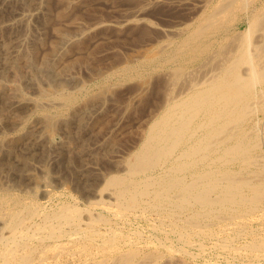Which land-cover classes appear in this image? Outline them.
I'll return each instance as SVG.
<instances>
[{"label":"bare ground","instance_id":"6f19581e","mask_svg":"<svg viewBox=\"0 0 264 264\" xmlns=\"http://www.w3.org/2000/svg\"><path fill=\"white\" fill-rule=\"evenodd\" d=\"M56 1L60 4L59 5L60 7L59 10L55 9L56 10L55 11L54 0H0V45L5 50L3 56H1L0 58V76H2L0 79V101H1L0 173L4 170H7L8 172L10 171V173L13 172L16 175H18L19 180L20 179L22 180L25 177L31 178L32 174L30 173L33 172L31 171L33 170V168L32 169L30 168L31 171L30 173L27 172L26 165L31 161L27 163L26 157L28 156L19 153L17 151L18 147L25 146V147H29V149H32L30 147H35L39 145L44 147L52 146L54 145L53 140L58 130L61 131L65 130L64 132L67 131L66 133H69L72 127L76 125L78 128H81L82 131V128L84 129L86 127L88 128L90 122L95 118H97V115L102 113L103 109L106 108L105 107L106 105L109 106L107 104V100L109 98V95L111 96V89L110 86L107 85V81L110 78L109 73L110 74L112 73L111 72L112 69H110L111 65L109 66L110 68L107 67V71H102V69L104 68L100 69L101 66L100 68H98L99 70L97 69V71L94 70V68H92L96 72L95 74H98V76H103V74L104 75L107 74V76L103 79V82L101 81L102 90L99 89V91L101 92L98 93L96 91L97 93L95 94L94 92L91 94L89 93L87 94L85 93L86 92L85 91L84 96L81 98L80 95H78L79 93L76 94L73 93L72 90H71L72 92L67 90V85H68L67 79H69L68 76L75 79L76 74L74 75L71 72L74 71L73 68L74 66L76 67L77 62L78 63L84 62L88 66L90 65V61H92L90 59L92 58L91 54H90L91 57L89 58L90 60L88 59V56L83 57L80 54L86 50L88 41L91 39V38L89 39V37H91L93 32L95 31L97 32V30L100 29H104V30L116 29L117 31L126 28H131L133 26H143L142 28H144L145 31H151V32L153 31V33L154 32L160 33L161 36L164 35V38L165 35H170V36L171 34L172 36L179 35V33L181 32V28L174 27L173 26L174 24L168 27H163V26L159 27L158 24L153 22V20L146 17L145 10L148 9L146 8V4L148 0H138L136 5L132 7L133 8L132 12L130 11L131 14L129 13L130 15L125 16L121 20H117V21L112 20L113 22L96 20L94 23H92L90 26L86 28H81L80 22H78L75 16L76 13L75 9L80 3L84 5L85 2L83 3L82 1H88L90 4L89 0H56ZM160 1L164 3H168L171 6L175 4H178V6H180L183 5L184 3H187L188 5V3H190L191 11L189 12L190 14L188 18L193 21L190 24L193 26L192 30L190 32L188 31L189 33L187 35H184V37H182L181 40L178 39V42L173 43L174 44L173 47L165 48V49L163 48L159 50L156 47L157 51L152 55L149 54H148L149 56H146L147 54L143 55L144 58L142 57L143 61L140 68H137L134 65L132 66V64L130 65L128 63L126 65L123 63L125 66L121 63L122 64L121 66L123 67L120 68L124 76H126V78L133 76L136 77L137 75L138 78L141 76L140 79L142 80V82H145V78L149 75V74L146 75L147 71L149 72V70L153 71L154 69H159L160 66L162 67L170 66L168 64L171 63L172 65V62H175L176 67L173 68L174 70L171 71L172 74L169 75V77L171 78L170 80H173L171 82L175 83V81L180 80L182 83L183 80L181 79H184L185 81L183 85H181V87L179 86V84L177 85L180 87L178 91L176 90L178 92L177 94L176 91L173 90L175 91L176 96H174L175 95L174 94L173 96L175 98H171V99H168L170 95L167 94V92H171V91L166 90V88L163 89V86H161V88L164 90L163 91L164 94L169 95L166 96L167 98L163 99L165 100V102L163 104L164 106H162L163 107L162 112L156 117L152 116L153 118L151 119V122L147 125L146 129L143 130V132L141 131L142 132L140 136L141 139L138 145H135L136 148L132 152V154L130 153L131 154V156L129 155L130 157L129 156L128 158L123 157L122 159V155H120L121 156L120 159L115 158L114 161L117 160L116 161L118 162L117 164L123 166L124 172L117 174L112 173L111 175L109 172V174H106L107 176L108 175L110 176H108L105 179V182L103 181L104 185H102L101 188H98L97 190L100 192L99 199L98 200L96 199V201L94 202L91 201L92 200L91 198V200L89 201L91 203H94V205L97 207L100 205L103 209H106V211L107 210L113 211L112 213L115 214V219L116 217L125 218V215L127 213L130 214V211H136V210L140 211L141 214L140 213L139 214L140 216H143V218L144 216H146L147 212L150 211L154 212L155 214H157V218L161 222L160 226L167 224L173 225V230L177 231V233L180 235V237L183 240H187V241L190 240V242L192 239H189V237H191L190 235L192 234V232L195 231L198 232V234L200 233L209 234L210 237V234H213L211 223L218 220L219 222L221 221L222 224L223 221L224 225H222V231L224 232L226 231L227 236L223 237L221 240L222 247H229L232 249H236L237 251H240L244 247L248 249L250 252L252 253L254 252L257 256H259L258 253L261 252V250H264V237H261V235L259 236L256 234L254 235V237H252V240L247 242L245 246L241 248L239 246L235 247L234 245H232L231 236L236 232L238 233L240 232L243 234V231L245 229L247 230L248 224L246 222L249 219H251L250 217L248 219L247 217L249 216L248 214L259 211L261 213V217H260L261 220H264V210H263L264 208L262 209V206L264 205V173H263L264 170L262 171L263 174L262 176L258 172L251 170L248 167L255 162H260L259 157L254 155V151L256 150V148H259L258 146H260L262 143L264 144V139L262 140V138H259V136H257V134H259L256 133L258 129L257 131L253 129L256 132L253 130H252L253 132H251L250 129L252 128L249 129L247 128V123L250 120L249 119L250 115L253 114V112L256 111V109H258L257 108L258 105L256 107V104H259V107L260 106L264 107V44L261 43V40H259V38H257L258 36L264 33L258 32L260 35L256 33L257 37L254 38L255 31L257 30L262 31V27L264 28V19L261 18L259 14L261 11L257 13L258 10L252 6L254 9H252L251 14H246V11L251 6L252 0H160ZM123 2L125 1L123 0ZM155 2L156 4L158 3L159 5V2L157 1ZM26 5L28 6L32 5V7L35 6L34 8H36L37 10L32 12L31 11L27 12ZM79 6L81 7V5ZM262 8L259 9L262 10ZM34 16H40L42 18L41 20H43V23L51 28L52 39L50 40L47 37L50 41L49 44L43 45L44 43L40 40L41 38L35 40L31 38L32 40L31 45L28 44L25 47L23 46L21 49L13 48L15 44H12L14 41L12 43L10 42L11 37L15 36L16 38H20L22 36H25L27 34L26 33L27 28L23 29V27L25 24L28 23L29 19H32ZM82 16H79V18H82ZM172 17L174 16H171V18ZM54 18L56 19L55 21L57 22L55 23V21H53L54 22L53 25L50 26L49 24L51 20ZM101 18L103 17L101 16ZM36 19L39 18L36 17ZM244 24L246 25L243 27ZM49 30L50 29H48V31ZM71 31L72 33H70ZM150 34L151 36H153L152 33ZM145 36L147 37V35ZM174 37L175 36H173L172 38L174 39ZM23 38H20L19 40L21 39L23 40ZM160 38L162 37H159L157 39ZM148 40L149 39H147L146 41ZM156 41L158 42V40ZM21 42L19 41V44ZM145 43L143 44L145 45ZM149 43L155 45L154 44L155 42H149ZM164 43L161 44L164 46L167 45ZM89 51H91V49ZM140 53L139 54L142 55V52ZM77 55H80V57ZM99 59H103V57ZM213 62L215 64H213ZM91 65L93 64L91 63ZM192 66L196 68L197 71L195 69L194 70L191 69ZM108 68L110 69V71L108 70ZM188 68H190L193 72L190 69L188 70ZM24 72H28V74H30L27 77L29 80L28 86H31L32 88H36V92H38L36 98H33L32 97L33 95L28 96V94H26L27 92L25 93L23 91L24 89L22 90L20 86L21 82H23L22 80H25ZM165 73H167V70L165 71ZM7 74L11 75L10 76L11 78L9 77L10 80L7 79ZM117 74H121V72ZM89 76H90L89 78H94V74ZM39 77H41V79L42 77H44L45 79L50 80L49 82L53 84L50 87L48 85H47L48 87H42L38 84L40 83V81L38 82ZM4 78H6V80L9 81L5 82ZM80 78L81 77H79L78 80ZM148 78L150 79L151 76ZM148 78L146 79L147 81L149 80ZM134 79L136 80V78ZM164 80L166 81V79ZM128 82H131V79ZM128 82H126V84ZM76 83L78 84V82ZM134 84L136 83L134 82ZM260 84L263 85L261 92H259L256 89L257 85ZM145 85L147 87V83H145ZM165 86H169V85H165ZM113 87H115V84ZM137 87L135 86L133 89ZM149 87L151 88V86ZM87 88L88 89L86 90H89V87ZM161 88L159 90H161ZM82 89H80L79 91H81ZM165 90L167 92H165ZM116 91L117 90H115L114 92ZM140 92L142 93V91ZM132 94L133 93H131V95ZM138 94L133 95L135 97V100L141 98L140 96L142 95L139 96ZM147 94H148V90H147ZM128 98L129 97H127V99ZM129 100H131V98ZM159 107L161 106L159 105ZM154 109L157 108L155 107ZM26 111H30L27 112L28 116L29 113L31 114L29 118L20 116L21 113H24ZM262 111H264V109ZM33 114L35 115L34 117ZM117 114H115L116 119H117ZM30 117L32 118L30 119ZM145 121L148 120L146 119ZM257 123L258 121L255 120L254 124L256 125ZM92 125L95 126L94 124ZM14 126H18V127L20 126V129L17 130L16 128L17 132L14 131L16 133H11L10 135L7 133L8 135L2 136V133L5 130H7L8 127L13 128ZM258 126H256V128H258ZM95 128L97 127H94V129ZM13 129L15 130V128ZM11 132L13 131L11 130ZM80 138L82 140V137ZM111 139L113 141L115 140L113 138ZM108 141H106V143H109ZM71 142L72 141H70V143ZM70 143L68 144L66 143V145H70ZM110 143L117 144V142H113V143L110 142ZM56 145L57 144H55V147L53 146L54 147L53 149L57 147ZM73 147H71V149ZM81 147L83 148L85 146H81ZM82 148L80 150H82ZM47 150H49V148ZM72 150L74 151L77 149L75 148ZM72 150L71 152L70 151L69 152L71 154H74ZM62 151H64L65 153L66 150H62ZM112 151L113 150L110 151V154L114 152ZM42 152H44V150H42ZM75 153H77V151ZM12 155L20 158L24 162L23 165L17 167L15 164H12V162H9V158L10 157L12 158ZM60 155L58 157H60ZM88 156L87 158H89ZM41 157L42 156H40V158ZM261 157L262 156H260V158ZM29 158L30 157H28V159ZM78 158H80V156ZM81 158H85V157L83 156ZM111 158L112 157H110V159ZM36 159L38 158L36 157ZM75 159H71V160L72 161L74 160L75 162ZM84 161L82 164H84ZM236 162L239 163L238 169L233 168V166L230 167L232 163H236ZM70 163L72 164V162ZM27 166H29V164ZM57 167L60 168V166ZM77 168H79V166ZM262 168H264V166ZM42 169L44 168H41V170ZM45 171H47L46 168ZM96 174H100V173H96ZM44 175L46 176L47 173L42 174V176ZM87 176L90 177L89 174ZM34 177L36 176H33V178ZM48 177H46V179ZM39 178L36 180L37 182ZM98 179L100 180V176ZM80 180H82V178L81 179L79 178V181ZM33 181L34 183L36 182L35 179ZM29 182L30 181H28V183ZM88 183L89 182H87V184ZM7 184L8 183L6 182V185ZM83 184L80 185L82 186ZM30 185H32V183H30ZM30 185H25V186L28 187ZM93 185L95 184H92V186ZM8 186L10 187V185ZM8 186L5 188H8ZM16 186H18V184ZM89 186L91 185L89 184ZM94 187H92V189ZM89 189H91V187H89ZM11 190L12 188L10 190H5L0 185V264H146V260H140L141 258L138 260L139 257L138 255H140L139 254L140 250L137 246V243L136 245L133 243L132 237L129 235L130 236L129 239L126 240L124 236L126 233L123 234V232L122 233L120 232V229L114 228L113 222L108 220L105 217L106 215L103 216L104 214L99 213L97 211H96L97 215L96 214L94 215L92 209H91L92 211L89 212L90 206L88 207L87 213H85L86 211H84L85 213L84 215H83L84 209L81 208L82 206L79 207L74 205L73 203L72 205L71 203L70 205L65 203L64 206L61 203V207H59V209L54 211L52 210V212L48 211L47 213L45 212L43 213L40 209L41 202L39 203V201L34 196H31L32 194L24 196L21 195L22 193L18 194V192L16 193ZM50 190L53 189L51 188ZM50 190H47V193ZM37 191L36 193H34L35 195L39 193ZM105 191H108L114 200L112 199L111 201L110 198H108V200L110 201H106L107 199L103 197ZM28 192H26V194ZM98 193L95 194L97 195ZM70 196L72 195L70 194ZM74 201H76V199ZM88 204L90 205V203ZM43 207H45V204L43 205ZM230 210L231 211L234 210L235 211L234 214L230 213L231 214V215L229 214L230 216L226 215L227 217L226 216L223 217V215H225L226 213L228 214ZM38 216L40 220H37ZM126 216L128 217V215ZM152 222H154V220H152ZM118 223L117 225L120 226ZM128 223L130 222L128 221ZM159 224L160 223L156 225L158 226ZM123 225L121 224L122 228ZM156 227L154 228V231L157 230ZM160 229L162 228L160 227ZM127 231L133 232L130 231L128 227H127ZM166 236L167 235L165 234V237ZM240 236L241 235H239V237ZM154 237L156 238V236ZM239 237L237 236L236 238L239 239ZM137 242H139L138 238H137ZM127 243L131 245L129 247L126 246V248H124L122 245L123 244L125 245ZM148 244L149 243H147V245ZM143 247L144 246H142V248ZM178 247L181 248V246ZM144 248H146V246ZM182 248L186 249L185 246ZM188 248L189 247H187L186 250H188ZM177 250H175L176 253ZM152 253L154 257V252ZM163 253L165 254V252ZM146 256L147 255H145L144 257L146 258ZM156 256H159V254H155V257ZM160 258L162 260L163 257ZM155 260L157 259L155 258ZM187 262L190 263L191 261H187ZM190 264H192V262Z\"/></svg>","mask_w":264,"mask_h":264},{"label":"rangeland","instance_id":"374dc122","mask_svg":"<svg viewBox=\"0 0 264 264\" xmlns=\"http://www.w3.org/2000/svg\"><path fill=\"white\" fill-rule=\"evenodd\" d=\"M90 1V4H89V2L88 1H82L83 3H84V5L82 4V3H80L79 5H81V7L78 5L77 7H76V9H75V11H76V13H75V16H76V19L78 20V22H80V26H81V28H86V27H88V26H90L92 23H94L96 20H104V21H107V22H113V21H117V20H121V19H123L125 16H127V15H130L131 14V12H132V7L133 6H135L136 5V3L138 2V0H124L125 2H123V0H107V1H102V0H89ZM93 1V2H92ZM117 1V2H116ZM135 1V2H134ZM149 1H150V3H149ZM152 1V2H151ZM155 1H157V2H159L160 0H155ZM154 0H148L147 1V4H146V8H148L147 10H145V16L146 17H148V18H150L151 20H153V22L154 23H156V24H158V26L160 27H168V26H170V25H173L174 27H178V28H181V32L179 33V35H173V36H175L174 37V39L172 38L173 36H172V34H171V36L170 35H165V38H164V35H160V33H153V31L151 32V31H145V29L144 28H142L143 26H133V27H131V28H126V29H123V30H117L116 31V29H107V30H104V29H100V30H97V32L95 31V32H93V34L91 35V37H89V41L91 42H89L88 41V44H87V47H86V50H87V48H88V50L86 51H84L83 53H81L80 55L81 56H83V57H87L88 56V59L92 56V58H90L92 61H90V65H86V63H82V62H77V65H76V67L74 66V71L73 72H71L72 74H76L75 75V79L74 78H71L70 76H68L69 77V79H67V90L68 91H70V92H72L73 91V93H76V94H78V95H80V97L82 98L83 96H84V94L85 93H89V94H91V93H93L94 92V94L95 93H99V92H101V91H99V89L100 90H102V82H103V79L107 76V74H103V76H98V74H95L96 72L94 71V70H96L97 71V69L98 68H100V66H101V68L100 69H102V68H104V69H102V71H107V67H109L110 65V69H112L111 70V74L109 73V75H110V78L108 79V81H107V85L108 86H110V89H111V96L109 95V98H108V100H107V104L109 105V106H105L106 108L105 109H103V111H102V113H100L99 115H97V118H95L94 120H92L91 122H92V124H94L95 126H93L92 124H91V122H90V124H89V126H88V128L86 129V131H85V129L84 128H82V131H81V128H78L76 125L74 126V127H72V129L70 130V132L69 133H66V132H64L65 130H58L57 131V133H56V135H55V138H54V140H53V143H54V145H52V146H46V147H44V146H41V145H39V146H35V147H30V148H32V149H29V147H25V146H20V147H18L17 148V151L19 152V153H21V154H25L26 156H28V157H30L29 159H28V157H26L27 158V163L29 162V161H31L30 163H28L29 164V166H27L26 165V170H27V172H31V171H33L32 173H30V174H32L31 176V178H24V179H20L19 180V177H18V175H16L15 173H13V172H11L10 173V171L8 172L7 170H4V171H2L1 173H0V181H3V182H0V185L2 186V188H4L5 190H10L11 188H12V190L11 191H14V192H18V194H21V195H24V196H26V195H30V194H32L31 196H34L38 201H39V203H40V209H41V211L44 213H47L48 211L49 212H52V210L54 211V210H57V209H59V207H61V203H62V205L64 206V204L66 203V204H69L70 205V203H71V205H72V203L74 204V205H76V206H79V207H81L82 209H84L83 210V215L85 214V213H87V210H88V207H89V212H91L92 210V212H93V214L95 215H97V212H99V213H102V214H104L103 216H105L108 220H110V221H112L113 222V226H114V228H118V229H120V232L122 233L123 232V234H125L124 236H125V238H126V240H128L129 239V237L131 236L132 237V239H133V243L136 245V243H137V246H138V248H139V254L140 255H138L139 257H138V260L140 259V260H146V264L148 263H151V264H161V263H163V264H166V263H168V264H176L177 262H179V263H177V264H182V262H183V264L186 262V263H188V264H190L191 262H192V264H264V250H261V252H259L258 253V255L259 256H257L254 252L252 253V252H250L248 249H246V248H244L243 246H245V244L247 243V242H249L250 240H252V237H254V235H261V237H264V220H261V213L259 212V211H257V212H255V213H251V214H248L249 216H247L248 217V219H249V217L251 218V219H247L248 221L246 222L247 224H248V226H247V230L245 229L244 231H243V234L242 233H238V232H236L235 234H232V236H231V241H232V245H234L235 247L237 246H239V247H243L240 251H237L236 249H232V248H229V247H222L221 246V240H222V238L223 237H225V236H227L226 234H227V232L225 233L224 231H222V225H224V222L222 221V224H221V221L219 222L218 220L217 221H215V222H212L211 224H212V229H213V234H210V237H209V234H203V233H200V234H202V235H200V234H198V232H192V234L190 235L191 237H189V239H192L191 240V242H190V240L189 241H187V240H183L181 237H180V235L177 233V231H175V230H173V225H169V224H167V225H163V226H160L161 225V222L159 221V219L157 218V214H155L154 212H147L146 213V216H144V218H143V216H140V214H141V212L140 211H138V210H136V211H130V214L129 213H127L126 215H128V217L125 215V218L123 217V218H117L116 217V219H115V214L114 213H112L113 211H110V210H107L106 211V209H103L100 205L97 207V206H95L94 205V203H91L89 200H91V198H92V200L91 201H96V199L98 200L99 199V194H100V192L99 191H97L98 190V188H101V186L102 185H104V182H105V179L108 177V176H110L112 173L113 174H117V173H123L124 172V170H123V166H121L120 164H117L118 162H116V161H114L115 160V158H118V159H120V155H122V159H123V157H126V158H128V156L130 155L131 156V154H132V152L135 150V145H138V143H139V141H140V136H141V134H142V132H143V130H145L146 129V127H147V125L151 122V119L153 118V117H156V116H158L161 112H162V106H164L163 104H164V102H165V100H163L164 98H167L166 96H169L168 97V99H171V98H175L174 96H176V94L178 93L177 91H178V89H180V87H181V85H183V83H184V79H181V80H183L182 81V83H181V81L179 80V81H175V83L174 82H171V81H173V80H170L171 78L169 77V75H171L172 74V70H174L173 68H175L176 67V63L175 62H172V65H171V63L170 64H168V65H170V66H165V67H162V66H160V68L159 67H157V68H159V69H154L153 71H150L149 70V72L147 71V73H146V75L147 74H149L146 78H145V82H142V80L140 79L141 78V76L138 78V76L136 75V77H127L126 78V76H124V74H123V72L121 71V68L120 67H123V66H121L123 63L126 65L127 63L128 64H132V66L134 65V66H136L137 68H140V66H141V64H142V61H143V59H142V57L144 58V56L143 55H146V56H149V55H152L153 53H155L157 50V48H158V50L159 49H165V48H170V47H173V43H175V42H178V39L179 40H181V38L182 37H184V35H187L191 30H192V25H190L191 24V22H193L191 19H189L188 17H189V12L191 11V5H190V3H188V5H187V3H184L183 5H180V6H178V4H175V5H169L168 3H164V2H161V4H160V2H159V5H158V3L156 4V2H155ZM258 1H260V2H258ZM87 2V3H86ZM127 2V3H126ZM155 2V3H154ZM92 3V4H91ZM130 3H132V4H130ZM260 3H262V4H260ZM88 4V5H87ZM130 4V5H129ZM151 4V5H150ZM156 4V5H155ZM55 5V6H54ZM54 10L55 9H57V10H59V3L56 1V0H54ZM83 5V6H82ZM132 5V6H131ZM163 5V6H162ZM165 5V6H164ZM168 5V6H167ZM259 5V6H258ZM262 5V6H261ZM27 7V12L29 11H36L37 9L36 8H34L35 6H33L32 7V5L29 7L28 5H26ZM56 6H57V8H56ZM90 6V7H89ZM155 6H157V7H155ZM174 6V7H173ZM188 6V7H187ZM254 8H256L257 10V13H259L260 11V16H261V18H263L264 19V0H252V2H251V6L249 7V11L247 10L246 11V14H251V12H252V9H254ZM29 7V8H28ZM165 7V8H164ZM177 7V8H176ZM258 7V8H257ZM263 7V8H262ZM163 8V9H162ZM167 8V9H166ZM172 8H173V10H172ZM176 8V9H175ZM190 8V9H189ZM251 8V9H250ZM259 8H262V10H260ZM29 9V10H28ZM86 9H87V11H86ZM157 9V10H156ZM161 9V10H160ZM179 9V10H178ZM149 10V11H148ZM150 10H152V11H150ZM155 10V11H154ZM169 10V11H168ZM172 10V11H171ZM174 10H176V11H174ZM181 10V11H180ZM56 11V10H55ZM120 11V12H119ZM124 11V12H123ZM125 11H128V12H125ZM131 11V12H130ZM158 11V12H157ZM161 11V12H160ZM178 11H179V14H178ZM184 11V12H183ZM155 14H154V13ZM168 12V13H167ZM174 12H176V13H174ZM181 12V13H180ZM182 12H183V14H182ZM81 13V14H80ZM130 13V14H129ZM171 13V14H170ZM80 14V15H79ZM89 14H91V15H89ZM176 14V15H175ZM178 14V15H177ZM188 16H187V15ZM83 15V16H82ZM84 15H86V16H84ZM96 15V16H95ZM155 15V16H154ZM159 15V16H158ZM169 15H171V16H174V17H172L171 18V16H169ZM183 15V16H182ZM79 16H82V18H79ZM95 16V17H94ZM101 16L103 17V18H101ZM181 18H180V17ZM36 17H38L39 19H36ZM97 17V18H96ZM187 17V18H186ZM193 18H195V17H193ZM33 19H34V21H33ZM42 18L40 17V16H34L32 19H29V21H28V23L27 24H25L24 25V27H23V29H26L27 28V36L25 35V36H22V37H20V36H18V37H20V38H23V37H26V38H23V40H22V42H21V40H19L20 38H16L15 36H12L11 37V40H10V42L12 43L13 41V43L12 44H15L14 45V47L13 48H18V49H21L23 46L25 47V46H27L28 44L29 45H31L32 44V40H31V38H33L34 40L35 39H40L44 44L43 45H48L49 44V39L51 40L52 39V31H51V28L49 27V26H47V25H45L44 23H43V20H41ZM106 19V20H105ZM181 20V22H180V20ZM56 19L54 18V19H52L51 20V22H50V26L51 25H53V21H55ZM113 20V21H112ZM175 20V21H174ZM42 21V22H41ZM57 21H55V23H56ZM33 23V24H32ZM41 23H42V25H44V26H42L41 25ZM69 23V22H68ZM29 24V25H28ZM179 24V25H178ZM187 24V25H186ZM189 24V25H188ZM41 25V26H40ZM83 25V26H82ZM246 24H244L243 25V27L245 26ZM31 26V27H30ZM46 26V27H45ZM65 26V25H64ZM187 26V27H186ZM44 27H45V29H44ZM139 27V28H138ZM262 27V26H261ZM33 28V29H32ZM46 28H48V29H50L49 31H48V29H46ZM135 30H133V29ZM184 28H186V29H184ZM189 28V29H188ZM137 29V30H136ZM188 29V30H187ZM110 30V31H109ZM127 30H129V31H127ZM182 30H184V31H182ZM186 30H187V32H186ZM29 31V32H28ZM48 32V33H46V32ZM106 31H108V32H106ZM133 33H132V32ZM189 31V32H188ZM264 31V28L262 27V31L261 30H257V31H255V33H254V38H256L257 37V34L258 35H260L258 32H262V33H264L263 32ZM40 32V33H39ZM73 32H75V31H73ZM112 32V33H111ZM140 32V33H139ZM143 32H144V34H143ZM42 33H44V34H42ZM70 33H72V31L70 32ZM104 35H103V34ZM111 33V34H110ZM136 33H138V34H136ZM150 33H152V35L153 36H151V34ZM257 33V34H256ZM95 34V35H94ZM119 34V35H118ZM135 34V35H134ZM158 34V35H157ZM44 35V36H43ZM93 35H94V38H93ZM128 35V36H127ZM141 35H144V36H141ZM145 35H147V37L145 36ZM183 35V36H182ZM256 35V36H255ZM263 35L264 34H262V35H260V36H258L257 38H259V40H261V43H263L264 44V38H263ZM29 36V37H28ZM98 36V37H97ZM166 36H169V37H166ZM181 36V37H180ZM28 37V38H27ZM49 39H48V38ZM159 37H162V38H160V39H157V38H159ZM129 38V39H128ZM144 38V39H143ZM152 38V39H151ZM14 39V40H13ZM15 39H18V40H15ZM25 39H26V42H25ZM43 39V40H42ZM48 40V41H46V40ZM142 41H141V40ZM147 39H149L148 41H146ZM153 40V41H151V40ZM158 40V42L156 41V40ZM161 39H162V42H161ZM33 40V41H34ZM95 40V41H94ZM134 40V41H133ZM171 40V41H170ZM19 41L21 42L20 44H19ZM145 41H146V43H145ZM164 41H165V43H164ZM18 42V43H17ZM124 42V43H123ZM131 42V43H130ZM138 42V43H137ZM149 42H155L154 44L155 45H153L152 43H149ZM157 42V43H156ZM163 44H167V45H162L161 43ZM171 42V43H170ZM34 43V42H33ZM97 43V44H96ZM143 43H145V45L143 44ZM169 43V44H168ZM150 44V45H149ZM136 45V46H135ZM143 45V46H142ZM158 45V46H157ZM160 45V46H159ZM34 46V45H33ZM95 46V47H94ZM134 46V47H133ZM20 47V48H19ZM91 47H93V48H91ZM157 47V48H156ZM160 47V48H159ZM12 48V49H13ZM154 48V49H153ZM91 49V51H89ZM97 49V50H96ZM150 49V50H149ZM153 49V50H152ZM90 53H89V52ZM112 51V52H111ZM149 51V52H148ZM0 52H2V53H0V58H1V56H3V54H4V52H5V50L1 47V45H0ZM137 52H142V55H140L139 53H137ZM144 52V53H143ZM95 53V54H94ZM83 54H85V55H83ZM90 54H91V56H90ZM98 54V55H97ZM100 54V55H99ZM116 54V55H115ZM139 54V55H138ZM149 54V55H148ZM76 55V54H75ZM80 55H77V56H79L80 57ZM96 55V56H95ZM105 55H106V57H105ZM108 55V56H107ZM118 55V56H117ZM76 56V57H77ZM95 56V57H94ZM145 56V57H146ZM101 57H103V59H99V58H101ZM96 60H95V59ZM89 59V60H90ZM94 59V60H93ZM99 59V60H98ZM116 61H118V62H116ZM122 61V62H121ZM102 62V63H101ZM120 62V63H119ZM137 62V63H136ZM140 63V65H139V63ZM91 63L93 64V65H91ZM122 63V64H121ZM135 63V64H134ZM94 64H95V66H94ZM106 64V65H105ZM119 64V65H118ZM123 64V65H124ZM175 64V65H174ZM213 64H215L214 62H213ZM116 65V66H115ZM124 65V66H125ZM139 65V66H138ZM98 66V67H97ZM105 66H106V68H105ZM113 67H115V68H113ZM169 67V68H168ZM172 69H171V68ZM92 68H94V70L91 69ZM108 68V70L110 71V69ZM118 68V69H117ZM163 68V69H162ZM165 68V69H164ZM114 69V70H113ZM169 69H171V70H169ZM190 68H188V70H189ZM191 69H195L196 70V68H194L193 66L191 67ZM190 69V70H191ZM77 70V71H76ZM87 70V71H86ZM91 70V71H90ZM99 70V69H98ZM116 70V71H115ZM118 70V71H117ZM167 70V73H165V71ZM114 71V72H113ZM192 71V70H191ZM197 71V70H196ZM89 72V73H88ZM92 72H94V73H92ZM116 72V73H115ZM121 72V74H117V73H120ZM160 72H164L163 74L162 73H160ZM188 72V71H187ZM190 72V71H189ZM193 72V71H192ZM115 73V74H114ZM159 73V74H158ZM196 73H198V72H196ZM24 78H25V80H22L23 82H21V88H22V90L26 93V94H28V96H30V95H33L32 97L33 98H36L37 97V95H38V92H36V88H32L31 86H28L29 84H28V76L30 75V74H28V72H24ZM92 74H94V78H89L90 76L89 75H92ZM84 75V76H83ZM87 75V76H86ZM168 75V76H167ZM11 75L10 74H7V79H9V77H10ZM151 76V78L149 79L148 77H150ZM155 76V77H154ZM162 78H161V77ZM1 77L2 76H0V79H1ZM79 77H81L79 80H78V78ZM121 77V78H120ZM124 77V78H123ZM155 79H154V78ZM167 77V78H166ZM11 78V77H10ZM23 78V79H24ZM134 78H136V80L134 79ZM149 79L148 81L146 80V79ZM82 79V80H81ZM92 79V80H91ZM102 79V80H101ZM130 79H131V82H128V81H130ZM138 79V80H137ZM161 79V80H160ZM164 79H166V81L164 80ZM10 80V79H9ZM8 80V81H9ZM112 80H114V81H112ZM120 80V81H119ZM133 80V81H132ZM135 80V81H134ZM152 80H155V81H152ZM4 81L5 82H8L7 80H6V78H4ZM40 81V83H38L40 86H42V87H50L53 83H51V82H49L50 80H48V79H45L44 77H42V79H41V77H39V79H38V82ZM96 81H97V83H98V85H97V83H96ZM102 81V82H101ZM111 81V82H110ZM118 81V82H117ZM125 83H124V82ZM167 81H170V82H167ZM49 82V83H48ZM76 82H78V84L76 83ZM121 82V83H120ZM122 82H123V84H122ZM126 82H128L127 84H126ZM134 82L136 83V84H134ZM42 83V84H41ZM137 83H139V84H137ZM144 85H143V84ZM145 83H147V87H146V85H145ZM156 83V84H155ZM166 83V84H165ZM181 83V84H180ZM23 84V85H22ZM50 84V85H49ZM70 84V85H69ZM85 84V85H84ZM114 84H115V87H113L114 86ZM118 86H117V85ZM129 84V85H128ZM134 84V85H133ZM149 84V85H148ZM171 84V85H170ZM175 85V86H173V85ZM179 84V86H177ZM48 85V86H47ZM83 85H84V87H83ZM113 85V86H112ZM126 85H128V86H126ZM137 85H138V87H137ZM160 85V86H159ZM165 85H169V86H165ZM25 86V87H24ZM80 86V87H79ZM82 86V87H81ZM99 86V87H98ZM121 88H120V87ZM133 86V87H132ZM137 87V88H135V89H133L134 87ZM149 86H151V88L149 87ZM161 86H163V89L164 88H166V90H169V91H171V92H167L166 90H165V92H167V94H169V95H167V94H164V90L161 88ZM165 86V87H164ZM171 86H172V88H171ZM259 86V87H258ZM28 87V88H27ZM70 87V88H69ZM87 87H89V90H86V89H88ZM116 87H117V89H116ZM125 89H124V88ZM140 87V88H139ZM145 87V88H144ZM150 89H149V88ZM161 88V90H159L160 88ZM31 88V89H30ZM82 89V88H85V89H82L81 91H79L80 89ZM93 88V89H92ZM113 88H114V90H113ZM143 88V89H142ZM157 88H159V89H157ZM171 88V89H170ZM177 88V89H176ZM262 88H263V85L262 84H260V85H257V87H256V89L259 91V92H261L262 91ZM70 89V90H69ZM119 89V90H118ZM122 89V90H121ZM154 89V90H153ZM72 90V91H71ZM75 90H76V92H75ZM115 90H117L116 92H118V93H116V92H114ZM133 90H134V92H133ZM138 90V91H137ZM147 90H148V94H147ZM173 90H177L176 91V94H175V91H173ZM86 91V92H85ZM97 91V92H96ZM140 91H142V93L140 92ZM155 92V93H153V92ZM157 91H160V92H157ZM85 92V93H84ZM113 92V93H112ZM163 92V93H162ZM131 93H133L132 95H131ZM139 93V94H138ZM156 93H159V94H156ZM171 93V94H170ZM120 94V95H119ZM128 94V95H127ZM130 94V95H129ZM136 94H138L139 96L140 95H142V96H140L141 98H139V99H136L135 100V97L133 96V95H136ZM146 94V95H145ZM155 94V95H154ZM175 94V95H174ZM145 95V96H144ZM160 95V96H159ZM163 95H165V96H163ZM174 95V96H173ZM35 96V97H34ZM149 96V97H148ZM163 96V97H162ZM113 97V98H112ZM127 97H129L128 99H127ZM146 97V98H145ZM160 97V98H159ZM122 98V99H121ZM131 98V100H129ZM111 99V100H110ZM133 99V100H132ZM150 99V100H149ZM143 100V101H142ZM158 102H157V101ZM160 100H162V101H160ZM138 101V102H137ZM147 101V102H146ZM110 102V103H109ZM160 102H162V103H160ZM159 103V104H158ZM145 104V105H144ZM0 105H1V101H0ZM126 105H128V106H126ZM152 105V106H151ZM159 105L161 106V107H159ZM257 105H258V107H257ZM131 106V107H130ZM134 106V107H133ZM139 106V107H138ZM145 106V107H144ZM153 106H155L157 109H154L155 107H153ZM108 107V108H107ZM125 107H126V109H125ZM133 107V108H132ZM142 107V108H141ZM256 107L258 108V109H256V111H254L253 112V114H251L250 115V117H249V124L247 123V128L249 129V128H252V129H250L251 130V132H253V131H257V129H258V131H260V129H261V133L260 132H256V133H259V134H257V136H259V138H262V140L264 139V113H262V112H264V111H262L263 109H264V107H259V104H256ZM159 108H160V110H159ZM263 108V109H262ZM128 109H129V112H128ZM143 109V110H142ZM153 109V110H152ZM262 109V110H261ZM107 110H108V112H107ZM133 110V111H132ZM150 110V111H149ZM151 110H152V112H151ZM155 110V111H154ZM157 110H158V112H157ZM109 111H112V112H109ZM117 111H118V114H117ZM122 111V112H121ZM123 111H124V113H123ZM154 111V112H153ZM27 112H30V111H26V112H24V113H21L20 114V116H24V117H27V118H29V116H31V114L29 113V116H28V114H27ZM125 112H127V113H125ZM259 112V113H258ZM106 113V114H105ZM115 117H113L111 114ZM108 114V115H107ZM115 114H117V119H116V115ZM152 114V115H151ZM154 114H155V116H154ZM27 115V116H26ZM102 115V116H101ZM124 115H126V116H124ZM136 115V116H135ZM35 115L33 114V117H34ZM113 118H112V117ZM142 116V117H141ZM153 116V117H152ZM101 117V118H100ZM106 117H107V119H106ZM110 117V118H109ZM125 117V118H124ZM253 117V118H252ZM32 117H30V119H31ZM120 118V119H119ZM260 118H262V119H260ZM138 119V120H137ZM150 120L149 122L148 121H145V120ZM251 119H252V121H251ZM103 120H104V122H103ZM105 120H107V121H105ZM117 120V121H116ZM118 120H120V121H122V122H120V121H118ZM255 120H257L258 121V125L256 124H254V121ZM262 120V121H261ZM142 121H143V123H142ZM146 123H145V122ZM261 121V122H260ZM119 122H120V124H119ZM104 123V124H103ZM145 123V124H144ZM142 124V125H141ZM253 124V125H252ZM102 125H103V128H102ZM115 125V126H114ZM119 125V126H118ZM101 126V127H100ZM106 126V127H105ZM145 126V127H144ZM256 126H258V128H256ZM22 127V126H21ZM94 127H97V128H95L94 129ZM8 128H9V130H8ZM7 128V130H5L3 133H2V136H4V135H10L11 133H16L17 132V130H19L20 129V126L18 127V126H14L13 128H15V130L13 129V128H11V127H8ZM16 128H17V130H16ZM84 129V130H83ZM91 129V130H90ZM92 129H94V130H92ZM116 129V130H115ZM253 129H255V130H253ZM11 130L13 131V132H11ZM253 130V131H252ZM7 131V132H6ZM14 131H16V132H14ZM80 131V132H79ZM84 131V132H83ZM142 131V132H141ZM6 132V133H5ZM90 132V133H89ZM100 132V133H99ZM141 132V133H140ZM8 133V134H7ZM59 133V134H58ZM255 133V134H256ZM72 134V135H71ZM86 134V135H85ZM137 134V135H136ZM261 134V135H260ZM85 135V136H84ZM262 135H263V137H262ZM71 136V137H70ZM91 136V137H90ZM115 136V137H114ZM66 137V138H65ZM80 137H82V140H81V138ZM84 137V138H83ZM88 137V138H87ZM138 137V138H137ZM67 138H72L71 140L70 139H67ZM111 138H113V139H115L114 141L111 139ZM137 138V139H136ZM57 139V140H56ZM61 139V140H60ZM74 139H76V140H74ZM95 139V140H94ZM109 140V141H108ZM111 140V141H110ZM56 141V142H55ZM70 141H72L71 143H70ZM76 141V142H75ZM106 141H108L109 143H106ZM110 142H117V144L116 143H113V144H111ZM136 144H135V143ZM66 143L68 144V143H70V145H66ZM73 143H75V144H73ZM78 143V144H77ZM94 143V144H93ZM261 143V142H260ZM55 144H57L56 146V148L55 149H53L54 147H55ZM111 144V145H110ZM116 144V145H115ZM263 144V143H262ZM260 145V146H258L259 148H256V150L254 151V155L255 156H257V157H259V161L260 162H255V163H253L252 165H250V166H248L249 167V169H251V170H254V171H256V172H258L259 174H261L262 176H263V174H262V171L264 170V168H262L263 166H264V144L263 145ZM63 145V146H62ZM73 145H74V147H73ZM129 145V146H128ZM133 145V146H132ZM54 146V147H53ZM81 146H85V147H81ZM108 146V147H107ZM111 146V147H110ZM114 146H116V147H114ZM130 146H132V147H130ZM263 146V147H262ZM24 147V148H23ZM52 147V148H51ZM60 149H59V148ZM71 147H73L72 149H77V150H72L71 149ZM93 147V148H92ZM110 147V148H109ZM20 148V149H19ZM27 150H26V149ZM34 148V149H33ZM49 148V150H47ZM67 148H68V150H67ZM82 148V150H80ZM114 148V149H113ZM131 148V149H130ZM19 149V150H18ZM80 151H79V150ZM101 149V150H100ZM108 149V150H107ZM29 150V151H28ZM31 150V151H30ZM42 150H44V152H42ZM58 150H60V151H58ZM62 150H66L65 151V153H64V151H62ZM71 150L73 151V153L74 154H71L70 152H71ZM94 150V151H93ZM111 150H113L111 153L112 154H114V155H112V154H110V151ZM261 150V151H260ZM263 150V151H262ZM22 151V152H21ZM33 151V152H32ZM46 151V152H45ZM70 151V152H69ZM77 151V153H75ZM85 151V152H84ZM89 151V152H88ZM130 151V152H129ZM27 152V153H26ZM60 152V153H59ZM93 152V153H92ZM69 153V154H68ZM87 153H88V155H87ZM99 153V154H98ZM100 153H101V155H100ZM119 154V156H118V154ZM131 153V154H130ZM256 153H257V155H256ZM55 154H57V155H55ZM61 154V155H60ZM63 154H64V156H63ZM68 154V155H67ZM84 154V155H83ZM258 154H259V156H258ZM46 155V156H45ZM60 155V157H58ZM82 155V156H81ZM86 155V156H85ZM93 155H94V157H93ZM104 155H106V156H104ZM111 155V156H110ZM116 155V156H115ZM40 156H42L41 158H40ZM44 156V157H43ZM47 156H48V158H47ZM55 156H57V157H55ZM71 156V157H70ZM80 156V158L81 157H85V158H78ZM87 156L89 157V158H87ZM101 156V157H100ZM129 156V157H130ZM260 156H262L261 158H260ZM15 159H14V158ZM32 157V158H31ZM36 157L38 158V159H36ZM65 157V158H64ZM68 157V158H67ZM70 157V158H69ZM109 159H108V158ZM110 157H112L111 159H110ZM114 157V158H113ZM44 158H45V160H44ZM76 158V159H75ZM94 158H96V159H94ZM104 158H105V160H104ZM32 159V160H31ZM71 159H75V162H74V160L72 161ZM82 159H84V160H82ZM24 160H26V159H24ZM54 160V161H53ZM59 160V161H58ZM63 162H62V161ZM70 160V161H69ZM87 160V161H86ZM90 160V161H89ZM93 160V161H92ZM96 160V161H95ZM102 160V161H101ZM21 163H20V162ZM81 161V162H80ZM83 161H84V164H82L83 163ZM112 161V162H111ZM9 162H12V164H15L17 167H20V166H22L23 165V161L20 159V158H18V157H15L14 155H12V158L10 157L9 158ZM68 164H67V163ZM70 162H72V164L70 163ZM76 163V164H74V163ZM90 162V163H89ZM111 162V163H110ZM263 162V163H262ZM56 165H55V164ZM63 163H65V164H63ZM53 164V165H52ZM59 164H61V165H59ZM63 164V165H62ZM80 164H82V165H80ZM255 164H256V166H255ZM19 165V166H18ZM42 165V166H41ZM52 165V166H51ZM67 165V166H66ZM120 165V166H119ZM254 165V166H253ZM57 166H60V168H58ZM61 166H63V167H61ZM79 166V168H77V167ZM83 168H82V167ZM86 166H88V167H86ZM98 166V167H97ZM115 166V167H114ZM233 166V168H236V169H238L239 168V163L238 162H236V163H232V165H230V167H232ZM260 168H259V167ZM28 167V168H27ZM44 168V169H42L41 170V168ZM55 167V168H54ZM114 167V168H113ZM117 167V168H116ZM122 167V168H121ZM30 168L32 169L33 168V170H31L30 171ZM45 168H46V170L47 171H45ZM64 168V169H63ZM90 168V169H89ZM52 169V170H51ZM97 169V170H96ZM120 169H121V172H120ZM54 170V171H53ZM61 170V171H60ZM76 172H75V171ZM87 170V171H86ZM108 170V171H107ZM115 170H117V171H115ZM5 171H6V173H5ZM63 171V172H62ZM107 171V172H106ZM260 171V172H259ZM40 172V173H39ZM49 172H51V173H49ZM106 172V173H105ZM109 172H110V175H106V174H109ZM2 173H3V175H2ZM13 173V174H12ZM44 173V174H46L47 173V175L45 176H42V174ZM96 173H100V174H96ZM264 173V172H263ZM8 174V175H7ZM38 176H37V175ZM50 174V175H49ZM81 174H83V175H81ZM89 174V176L90 177H88L87 175ZM104 174H105V176H104ZM58 175V176H57ZM73 175V176H72ZM92 175V176H91ZM9 176H11V177H9ZM16 176V177H15ZM33 176H36V177H34L33 178ZM49 176V177H48ZM56 176H57V178H56ZM68 176V177H67ZM80 176H82V177H80ZM86 178H85V177ZM99 176H100V180L98 179L99 178ZM40 177V178H39ZM46 177H48L47 179H46ZM39 178V180H38V182L36 181L37 179ZM59 178V179H58ZM79 178L81 179L82 178V180H80L79 181ZM92 180H91V179ZM102 178V179H101ZM29 179V180H28ZM35 179V181L37 182H35L34 183V180ZM53 179V180H52ZM78 179V180H77ZM85 179V180H84ZM104 179V180H103ZM26 180V181H25ZM31 180H32V182H31ZM66 180V181H65ZM89 180V181H88ZM91 180V181H90ZM28 181H30L29 183H28ZM73 181V182H72ZM76 181V182H75ZM96 181H98V182H96ZM102 181V182H101ZM104 181V182H103ZM6 182L8 183L7 185H6ZM84 182H86V183H84ZM87 182H89L88 184H87ZM92 182V183H91ZM5 183V184H4ZM30 183H32V185H30ZM40 183V184H39ZM48 183V184H47ZM78 183V184H77ZM85 185H84V184ZM4 184V185H3ZM18 184V186H16ZM19 184H21V185H19ZM37 184V185H36ZM38 184H39V186H38ZM59 184V185H58ZM80 184H83L82 186L80 185ZM89 184L91 185V186H89ZM92 184H95V185H93L92 186ZM6 185V186H5ZM8 185H10V187L8 186ZM25 185H30V186H25ZM33 185H35V186H33ZM67 185V186H66ZM77 185H78V187H77ZM80 185V186H79ZM88 185V186H87ZM4 186V187H3ZM8 186V188H5V187H7ZM48 186V187H47ZM50 186V187H49ZM54 186V187H53ZM95 186V187H94ZM14 187H15V189H14ZM18 187H19V189H18ZM26 188V189H24V188ZM59 189H58V188ZM88 187V188H87ZM89 187H91V189H89ZM92 187H94L93 189H95V190H93L92 189ZM16 188H17V190H16ZM42 188V189H41ZM46 188H47V190H50L51 188L53 189V190H50V191H48V193H47V190H46ZM55 188V189H54ZM82 188V189H81ZM29 190V192H28V190ZM37 189H38V191H37ZM85 190V192H84V190ZM88 189V190H87ZM102 189H103V187H102ZM16 190V191H15ZM45 190V191H44ZM55 190V191H54ZM93 190V191H92ZM100 190V189H99ZM22 191V192H21ZM31 191V192H30ZM36 191L37 192H39V193H37L36 195L34 194V193H36ZM41 191V192H40ZM54 191V192H53ZM63 191V192H62ZM95 191H97V192H95ZM24 192V193H23ZM26 192H28L27 194H26ZM43 192V193H42ZM44 192H45V194H44ZM99 192V193H98ZM107 192V193H106ZM52 193V194H51ZM85 193V194H84ZM91 193V194H90ZM95 193H98L97 195L95 194ZM39 194H41V195H39ZM49 194V195H48ZM55 194V195H54ZM68 194V195H67ZM70 194L72 195V196H70ZM93 194V195H92ZM57 195V196H56ZM90 195V196H89ZM96 195V196H95ZM39 196V197H38ZM70 196V197H69ZM87 196V197H86ZM95 198H94V197ZM41 197V198H40ZM48 199H47V198ZM54 197V198H53ZM59 197V198H58ZM103 197L105 198V199H107L106 201H112V196L110 195V193L108 192V191H105L104 192V194H103ZM44 198H45V200H44ZM64 198V199H63ZM103 198V199H104ZM108 198H110V200H108ZM50 199V200H49ZM76 199V201H74ZM104 199V200H105ZM42 200V201H41ZM44 200V201H43ZM48 200V201H47ZM53 200V201H52ZM63 202H62V201ZM67 200V201H66ZM114 200V199H113ZM69 201V202H68ZM89 201V202H88ZM51 204H50V203ZM58 203V204H57ZM85 203V204H84ZM88 203H90V205L88 204ZM42 204V205H41ZM45 204V207H43V205ZM92 204H93V206H92ZM47 205V206H46ZM51 207H50V206ZM56 206V207H55ZM62 206V207H63ZM87 206V207H86ZM93 208H92V207ZM54 207H55V209H54ZM97 207V208H96ZM49 208V209H48ZM87 208V209H86ZM264 208V205L262 206V209ZM45 209V210H44ZM92 209V210H91ZM101 209H103V210H101ZM264 210V209H263ZM84 211H86L85 213H84ZM97 211V212H96ZM100 211H102V212H100ZM231 211V210H230ZM229 211V213L227 214H225V215H223V217L224 216H230L231 214H234V210L233 211H231L230 212ZM109 212V213H108ZM131 212H133V213H131ZM233 212V213H232ZM98 213V214H99ZM140 213V214H139ZM231 213V214H230ZM257 213V214H256ZM101 214V215H102ZM150 214V215H149ZM230 214V215H229ZM135 215H137V216H135ZM148 215V216H147ZM111 216H112V218H111ZM135 216V217H134ZM140 216V217H139ZM226 216V217H227ZM255 216V217H254ZM154 217V218H153ZM253 217V218H252ZM138 220H137V219ZM127 219V220H126ZM134 219V220H133ZM143 219V220H142ZM223 219H226V218H223ZM37 220H40L39 219V216L37 217ZM121 220V221H120ZM124 220H125V222H127V223H125L124 222ZM132 220V221H131ZM136 220V221H135ZM144 220H146V221H144ZM152 220H154V222H152ZM220 220V219H219ZM116 221H117V223L121 226V224L123 225V223H124V225H123V228H122V226L120 227V226H118L117 225V223H116ZM123 221V222H122ZM128 221L130 222V223H128ZM142 221H143V223H142ZM159 221V222H158ZM250 221V222H249ZM134 224H133V223ZM148 222H149V224H148ZM219 222V223H218ZM262 222V223H261ZM136 223H137V225H136ZM141 225H140V224ZM152 223H156V224H158V223H160L158 226L155 224V226H154V224H152ZM215 223V224H214ZM115 224H116V226H115ZM126 224H127V226H126ZM130 224V225H129ZM220 224V225H219ZM247 224H244V225H247ZM147 226V228H146V226ZM149 225V226H148ZM217 225V226H216ZM261 225H263V226H261ZM135 226V227H134ZM142 226V227H141ZM152 226H154V227H151ZM157 226V227H156ZM181 226V225H180ZM215 226V227H214ZM261 226V227H260ZM127 227H128V229H130V231H133V232H129V231H127ZM157 228V230H155L154 231V228ZM160 227L162 228V229H160ZM166 227V228H165ZM142 228V229H141ZM145 228V229H144ZM172 228V229H171ZM255 228H257V229H255ZM161 230V232H160V230ZM123 230V231H122ZM125 230H126V232H125ZM136 230H137V232H136ZM139 230V231H138ZM141 230V231H140ZM148 230V231H147ZM159 230V231H158ZM254 230V231H253ZM218 231V232H217ZM240 231V230H239ZM223 232V233H222ZM259 232V233H258ZM108 233V232H107ZM127 233H129V234H127ZM131 233V234H130ZM134 233H135V235H134ZM147 233V234H146ZM149 233V234H148ZM151 233H153V234H151ZM168 233V234H167ZM145 234V235H144ZM165 234L167 235L166 237H165ZM176 234V235H175ZM194 234V235H193ZM237 234H239V235H241L240 237H239V235H237ZM128 237H127V236ZM130 235V236H129ZM133 235V236H132ZM150 235V236H149ZM152 235V236H151ZM158 235V236H157ZM203 235H205V236H203ZM208 237H207V236ZM216 235V236H215ZM234 235V236H233ZM239 237V239L238 238H236L237 236ZM245 235V236H244ZM141 236H142V238H141ZM147 236V237H146ZM154 236H156V238L154 237ZM177 236V237H176ZM200 236V237H199ZM213 236V237H212ZM229 236V235H228ZM133 237H135V238H133ZM146 237V238H145ZM151 237V238H150ZM161 237V238H160ZM163 237V238H162ZM175 237V238H174ZM137 238H138V241L139 242H137ZM153 238H155V239H153ZM170 240H169V239ZM172 238V239H171ZM177 238H179V239H177ZM236 238V239H235ZM145 239H147V240H144ZM149 239V240H148ZM162 239V240H161ZM175 239V240H174ZM177 239V240H176ZM233 239V240H232ZM238 239V240H237ZM242 239V240H241ZM136 240V241H135ZM179 240V241H178ZM135 241V242H134ZM152 243H151V242ZM171 241V242H170ZM172 242H173V244H172ZM195 242V243H194ZM241 242V243H240ZM147 243H149L148 245H147ZM151 243V244H150ZM157 245H156V244ZM167 245H166V244ZM184 243V244H183ZM189 245H188V244ZM129 243H127V244H123L122 246L124 247V248H126V246L127 247H129L131 244H129ZM133 244V245H134ZM144 244V245H143ZM154 244V245H153ZM164 244V245H163ZM171 244H172V246H171ZM175 244V245H174ZM220 244V245H219ZM238 244V245H237ZM146 246V248H142V246ZM158 245H160V246H158ZM188 245V246H187ZM157 246V247H156ZM178 246H181V248L180 247H178ZM185 246V248L187 249V247H189L188 248V250H186V249H184V248H182V247H184ZM155 247V248H154ZM160 247V248H159ZM161 247H162V249H161ZM164 247V248H163ZM166 247V248H165ZM172 247V248H171ZM174 247V248H173ZM141 248V249H140ZM168 248V249H167ZM229 248V249H228ZM169 249H170V251H169ZM173 249H175V250H177V253L175 252V250H173ZM227 249V250H226ZM151 250V251H150ZM161 250H162V252H161ZM166 250V251H165ZM180 250V251H179ZM207 250V251H206ZM242 250H243V252H242ZM246 251V253H245V251ZM144 251V252H143ZM157 251H160V252H157ZM179 251V252H178ZM188 251V252H187ZM226 251V252H225ZM228 251V252H227ZM232 253H231V252ZM248 251H249V253H248ZM146 252V253H145ZM152 252H154V257H153V253ZM163 252H165V254L163 253ZM167 252V253H166ZM190 252V253H189ZM162 253V254H161ZM155 254H159V256H156L155 257ZM164 254V255H163ZM187 254H188V256H187ZM145 255H147L146 256V258L144 257ZM176 255V256H175ZM195 255V256H194ZM142 256H143V258H142ZM159 257V258H158ZM160 257H163L162 258V260H161V258ZM167 257V258H166ZM171 257V258H170ZM173 257V258H172ZM227 257V258H226ZM246 257V258H245ZM259 257V258H258ZM155 258L157 259V260H155ZM168 258H170V259H168ZM148 259V260H147ZM171 259H173V260H171ZM185 260V262H184V260ZM187 259V260H186ZM169 260V261H168ZM171 260V261H170ZM156 261V262H155ZM166 261H168V262H166ZM174 261V262H173ZM182 261V262H181ZM187 261H191L190 263L189 262H187ZM155 262V263H154ZM173 262V263H172ZM185 263V264H186Z\"/></svg>","mask_w":264,"mask_h":264}]
</instances>
